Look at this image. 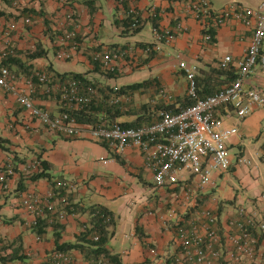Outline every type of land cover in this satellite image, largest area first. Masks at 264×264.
Instances as JSON below:
<instances>
[{
  "label": "crops",
  "instance_id": "0c3cea01",
  "mask_svg": "<svg viewBox=\"0 0 264 264\" xmlns=\"http://www.w3.org/2000/svg\"><path fill=\"white\" fill-rule=\"evenodd\" d=\"M86 1H93L96 9L92 21ZM210 3L215 11L233 5L257 9L264 0H210ZM130 10H134L142 27L136 34L128 32L123 24ZM0 13V65L3 51L13 50L22 65L31 67L14 66L10 69L14 75L30 79L34 77L29 73L32 71L36 77L45 74L50 80L51 91L38 80L34 82L31 96L38 107L52 116L63 113L59 95L53 91L62 83L60 75H85L99 83L106 94L110 89L144 83L130 99L121 97V115L117 118L120 122L135 121L148 104L152 107L151 119L142 126L158 120V107L178 111L193 104L179 62L197 68L196 79L202 95L213 94L231 83L227 72L220 69V61L226 56L240 59L252 38L251 27L236 20L217 28L211 23L203 27L193 16L188 0H0ZM25 19L31 24L26 25ZM12 22L17 24V30L7 39L5 33ZM148 26L151 37L145 39L140 33ZM155 27L172 32L175 40L159 45L152 55L145 54V47L155 43ZM72 33L74 39H68ZM206 33L213 36L211 41L205 40ZM107 49L125 53L115 76L95 71L92 62L96 54ZM63 52H70L72 58L59 60L58 55ZM34 53L41 56L29 59ZM67 66L84 69L74 71ZM145 66L153 75L151 78L118 84L141 73ZM247 86L264 87V66L256 69ZM217 117L226 127L237 128L239 134L227 145L230 171L213 175L198 208L218 213L221 224L226 226L239 208L253 212L263 209L258 200L264 193V105L244 120L228 107L221 108ZM102 159L114 162L105 164ZM8 161L13 163L16 173L8 191L0 187V239L11 242L22 237L19 254L22 259L4 263L0 256V264H50L58 228L62 227L61 244L75 243L83 231L91 228L90 212L95 208L110 215L112 237L107 249L119 256L121 264H171L168 258L178 251L177 230L173 225L165 227L161 216L172 209L183 212L179 203L182 190L155 187L153 175L138 150L127 148L116 152L88 137L75 139L51 132L13 95L0 89V163ZM39 161L50 165V181L31 180L32 166ZM58 181L69 182L76 190H58ZM191 182L185 176L183 186ZM27 193L44 197L54 194L53 203L65 208L66 218L47 215L43 218L44 234L35 235L30 228L34 218L21 206ZM261 251L264 252V243ZM12 252L8 249L3 255L8 258ZM68 255L71 264H94L78 250Z\"/></svg>",
  "mask_w": 264,
  "mask_h": 264
},
{
  "label": "built area",
  "instance_id": "2783aa9c",
  "mask_svg": "<svg viewBox=\"0 0 264 264\" xmlns=\"http://www.w3.org/2000/svg\"><path fill=\"white\" fill-rule=\"evenodd\" d=\"M193 16L203 27L211 23L212 27H221L231 20H236L246 27H251L252 38L243 56L235 60L231 56L224 57L219 67L221 70H236V78L216 93L200 98L197 91V68L179 62L178 68L183 71L188 81V96L193 104L182 110H164L159 113L156 122L137 128H126L120 124L91 126L81 124L67 112L52 116L38 107L32 99L34 88L33 77L30 79L14 75L11 70L0 65V89L13 95L17 102L37 119L49 131L69 137L84 138L106 144L116 152L127 148L138 150L145 160V166L154 179L155 187L181 189L179 203L183 212L175 209L161 216L165 227L173 225L177 230L175 244L178 251L169 257L171 264H264V193L259 197L263 209L253 212L239 208L236 216L223 226L218 213L198 208L201 196L212 183L215 173H226L231 169V159L228 152L229 140L238 135L237 128H228L217 117L223 107L232 109L236 117L244 120L256 108L264 105V87L247 86L249 78L259 66H264V3L257 9L233 5L215 11L210 0H188ZM132 18L133 27L139 25L134 10L127 13ZM68 21L73 22L72 17ZM30 25L29 19L24 20ZM206 28V27H205ZM17 30V24L8 25L6 37ZM155 43L144 49L145 54L156 52L163 43H172L175 35L159 27L154 30ZM75 34L67 36L74 39ZM213 36L206 33L205 40L211 41ZM8 56V49L3 51L1 58ZM125 57L121 51L105 50L95 55L100 60L104 70L117 73L120 62ZM72 58L70 52L58 55L59 60L67 61ZM40 84L50 89V80L45 74H38ZM80 81L69 80L56 85L53 91L59 95L63 108L72 109L90 102L88 96L81 91ZM93 94V89H87ZM118 102V100L116 101ZM103 160V159H102ZM105 164L114 162L113 159L103 160ZM39 163L32 166L35 172ZM14 165L11 161L0 163V187L4 191L10 189L11 180L15 176ZM187 176L192 182L184 184ZM57 189L75 191L69 182L58 181ZM54 194L48 197L27 193L22 197L21 204L25 211L34 218L33 225L38 219L51 215L57 219L66 218L65 208H58L53 203ZM97 240V238L95 239ZM49 259L52 264H71L68 254L53 252ZM104 264V263H103Z\"/></svg>",
  "mask_w": 264,
  "mask_h": 264
},
{
  "label": "trees",
  "instance_id": "16d2710c",
  "mask_svg": "<svg viewBox=\"0 0 264 264\" xmlns=\"http://www.w3.org/2000/svg\"><path fill=\"white\" fill-rule=\"evenodd\" d=\"M85 5L89 8V14L91 21L95 14V7L93 4V1H86ZM24 13V12H23ZM1 14V13H0ZM26 14V12H25ZM133 20L132 18H127L123 21V24L126 25L127 31H132L133 34L139 33L142 29L140 25L137 27L132 26ZM146 48V47H145ZM153 53H151L152 55ZM41 54L34 53L32 55H29V59H34L37 57H40ZM92 62L95 66V71H102L107 76H115L116 73H108L104 70L100 60L92 59ZM2 66H6L9 69H13L14 66H22L26 69H30L31 67L22 65L19 60H17L14 51L9 50L8 56L3 59V62L1 64ZM224 72H227L226 75L230 78L231 82L236 78V72L231 70H222ZM30 74H33V80H37V77L35 76L32 71L29 72ZM60 78H62V83L69 81V80H78L80 81V87L82 93H84L86 96L89 97L90 102L86 105H82L78 108H72V109H66L63 108V112H67L71 117L75 118L79 123L81 124H88L91 126H100L103 124L107 125H113V124H120L123 127L126 128H137L142 126V124L146 122H149L150 115L149 112L152 111V107L150 105H144L143 111L139 118H137L135 121L132 122H120L117 120V118L121 115V109H122V102L120 101L121 97L129 98L137 92L142 86H144V83L142 84H133L129 86H123L121 88H114L110 89L109 93L104 92V88H101V85L99 83L93 82L90 79H88L85 75L81 74H66V75H60ZM200 84V83H199ZM197 83V91L200 96V98H205L207 96L212 95L204 94L202 95V92H200V87ZM91 87L93 89V94H89L87 92V89ZM214 94V93H213ZM102 96V100L101 97ZM104 96V97H103ZM101 100V101H100ZM118 100V102H116ZM127 100V99H126ZM160 110V111H159ZM164 110H173L172 107H158L159 113ZM155 111V110H153ZM145 114H148V119L145 118ZM151 124V123H150ZM76 139V138H75ZM105 145V144H103ZM50 165L43 161H39L38 170L35 171L31 175L32 181H38L41 179H48L51 180V177L49 175ZM15 169V168H14ZM23 207V205L21 204ZM91 215V228L88 230L86 229L81 233V235L77 238L75 243L71 244H61V231L62 227H59V232H57L54 235L56 248L54 252H63L65 254H68L69 252L73 250H78L82 252L85 256L90 257V259L93 260L94 264H121L120 258L117 255H112L108 249L107 245L109 243V240L112 237V233L110 231V215L105 211L98 208L92 209L90 212ZM47 216V215H46ZM45 216V217H46ZM45 217H42L38 219L36 225L30 226L33 233L39 237H41L44 234V219ZM56 228V227H55ZM97 238V240H95ZM22 237H17L11 242H6L0 239V256L1 260L3 262L8 261H15L16 259L20 260L22 257H19V254L21 253L22 248ZM8 249H12L13 252L10 255V257L6 258L3 253H5ZM50 264L51 261L49 259Z\"/></svg>",
  "mask_w": 264,
  "mask_h": 264
},
{
  "label": "rangeland",
  "instance_id": "374dc122",
  "mask_svg": "<svg viewBox=\"0 0 264 264\" xmlns=\"http://www.w3.org/2000/svg\"><path fill=\"white\" fill-rule=\"evenodd\" d=\"M145 39H149L151 37V28L150 26H148L147 28H145L141 33H140ZM133 37V36H132ZM139 38V37H137ZM68 69H72L74 71H83L84 67H80V66H76L75 68L74 67H70V66H67ZM153 75L150 73V70L148 67H143L141 69V73H138V74H135L131 77H129V79L125 80V81H118V84L119 85H126V84H132V83H135V82H142L144 81L145 79L147 80L148 78H151Z\"/></svg>",
  "mask_w": 264,
  "mask_h": 264
}]
</instances>
